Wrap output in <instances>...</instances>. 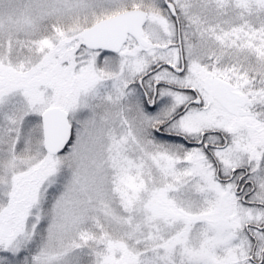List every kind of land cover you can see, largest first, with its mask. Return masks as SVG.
I'll list each match as a JSON object with an SVG mask.
<instances>
[{"label": "snow or ice", "instance_id": "snow-or-ice-1", "mask_svg": "<svg viewBox=\"0 0 264 264\" xmlns=\"http://www.w3.org/2000/svg\"><path fill=\"white\" fill-rule=\"evenodd\" d=\"M0 264H264V0H0Z\"/></svg>", "mask_w": 264, "mask_h": 264}]
</instances>
